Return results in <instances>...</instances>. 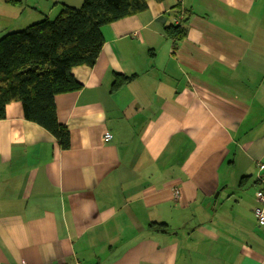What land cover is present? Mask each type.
Returning a JSON list of instances; mask_svg holds the SVG:
<instances>
[{
    "label": "crops",
    "instance_id": "1",
    "mask_svg": "<svg viewBox=\"0 0 264 264\" xmlns=\"http://www.w3.org/2000/svg\"><path fill=\"white\" fill-rule=\"evenodd\" d=\"M19 1L0 32L83 0ZM100 31L54 97L67 149L18 102L0 119V264H264V0H149Z\"/></svg>",
    "mask_w": 264,
    "mask_h": 264
},
{
    "label": "trees",
    "instance_id": "2",
    "mask_svg": "<svg viewBox=\"0 0 264 264\" xmlns=\"http://www.w3.org/2000/svg\"><path fill=\"white\" fill-rule=\"evenodd\" d=\"M148 1L83 0L79 6L60 3L52 19L44 16L23 29L0 32V119L5 118L9 103L18 102L26 120L50 133L59 149H67L69 131L57 119L54 97L81 88L71 69L94 64L103 45L101 27L142 12ZM172 11L181 12L180 5ZM177 19L164 27L175 49L185 39L188 25V17ZM131 78L116 74L114 89Z\"/></svg>",
    "mask_w": 264,
    "mask_h": 264
},
{
    "label": "built area",
    "instance_id": "3",
    "mask_svg": "<svg viewBox=\"0 0 264 264\" xmlns=\"http://www.w3.org/2000/svg\"><path fill=\"white\" fill-rule=\"evenodd\" d=\"M112 135L110 133H107L103 137V141L107 142L111 139ZM264 165H259V171L263 169ZM257 181L260 182V188L255 193V199L258 202V205L254 207V214L257 218V221L259 224H264V179L262 175L257 174L256 177ZM178 190L174 191V195L177 196ZM20 264H26L23 261L20 262Z\"/></svg>",
    "mask_w": 264,
    "mask_h": 264
},
{
    "label": "rangeland",
    "instance_id": "4",
    "mask_svg": "<svg viewBox=\"0 0 264 264\" xmlns=\"http://www.w3.org/2000/svg\"><path fill=\"white\" fill-rule=\"evenodd\" d=\"M1 1H2V0H0V2H1ZM40 7H45V8H47L48 6H44V5L41 4ZM40 7H39V8H40ZM41 11L43 12V17L46 16V11L43 10V9H42ZM54 16H55V14H51L50 12H47V17H48L49 19L54 18ZM34 17L36 18L37 16H34ZM23 18H24V16H20V17H18L19 21L21 20V22H20V28H19L18 30L27 27L29 24H32V23H35V22L40 21L42 17H39L37 20H34V19H33L32 17H30V16H29L26 20H22ZM1 28H2V27H1ZM1 28H0V29H1ZM16 30H17V29H16Z\"/></svg>",
    "mask_w": 264,
    "mask_h": 264
}]
</instances>
